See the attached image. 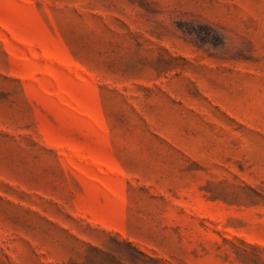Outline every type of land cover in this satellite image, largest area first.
<instances>
[{
    "label": "rangeland",
    "instance_id": "obj_1",
    "mask_svg": "<svg viewBox=\"0 0 264 264\" xmlns=\"http://www.w3.org/2000/svg\"><path fill=\"white\" fill-rule=\"evenodd\" d=\"M0 264H264V0H0Z\"/></svg>",
    "mask_w": 264,
    "mask_h": 264
}]
</instances>
